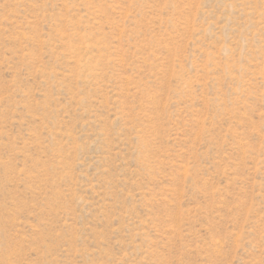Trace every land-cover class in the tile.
Wrapping results in <instances>:
<instances>
[{
    "label": "rangeland",
    "instance_id": "obj_1",
    "mask_svg": "<svg viewBox=\"0 0 264 264\" xmlns=\"http://www.w3.org/2000/svg\"><path fill=\"white\" fill-rule=\"evenodd\" d=\"M0 264H264V0H0Z\"/></svg>",
    "mask_w": 264,
    "mask_h": 264
}]
</instances>
